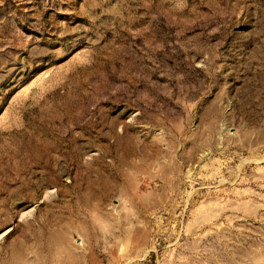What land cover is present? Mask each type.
<instances>
[{
	"label": "rangeland",
	"instance_id": "rangeland-1",
	"mask_svg": "<svg viewBox=\"0 0 264 264\" xmlns=\"http://www.w3.org/2000/svg\"><path fill=\"white\" fill-rule=\"evenodd\" d=\"M0 264H264V0H0Z\"/></svg>",
	"mask_w": 264,
	"mask_h": 264
}]
</instances>
